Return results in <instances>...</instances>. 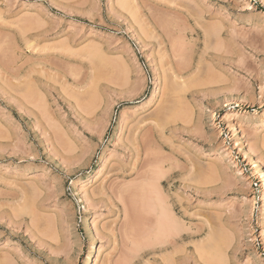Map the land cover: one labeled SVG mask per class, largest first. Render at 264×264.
Here are the masks:
<instances>
[{
	"label": "rangeland",
	"instance_id": "rangeland-1",
	"mask_svg": "<svg viewBox=\"0 0 264 264\" xmlns=\"http://www.w3.org/2000/svg\"><path fill=\"white\" fill-rule=\"evenodd\" d=\"M263 119L264 0H0V264H264Z\"/></svg>",
	"mask_w": 264,
	"mask_h": 264
},
{
	"label": "bare ground",
	"instance_id": "bare-ground-1",
	"mask_svg": "<svg viewBox=\"0 0 264 264\" xmlns=\"http://www.w3.org/2000/svg\"><path fill=\"white\" fill-rule=\"evenodd\" d=\"M122 1H123V0H122ZM127 1H128V0H127ZM124 3H125V2H124ZM126 3H128V2H126ZM126 3H125V4H126ZM128 6H129V5H128ZM171 84L173 85V83H171ZM172 87H173V86H172ZM161 112H162V111H161ZM163 112H164V111H163ZM164 114H165V113H164ZM162 115H163V114H162ZM160 118H161V116H160ZM263 120H264V119H263ZM262 124H264V123L262 122ZM249 151H250V150H249ZM257 160H258V159H256V161H255V165H254V166H257L258 168H260V169L262 170V173H261L262 175H260V176H262V184H263V187H261L262 189L260 190L259 201H260V202H263V204H262L261 207H262V211L264 212V167H261V166H262V165H261L262 162L260 163L259 160H258V161H257ZM254 166H253V167H254ZM263 166H264V165H263ZM254 168H255V167H254ZM260 179H261V178H260ZM260 181H261V180H260ZM262 184H261V185H262ZM156 201H157V200H156ZM164 201H165V200H164ZM164 201H162V202L159 201V202L162 203V204H161L162 206H164V204H165V203L163 204ZM155 204H156V202H155ZM159 205H160V204H159ZM165 205H166V204H165ZM260 205H261V204H260ZM155 206H156V205H155ZM167 206H168V205H167ZM160 209H161V211L159 210V213L161 212L160 214L164 217V221L162 220L163 218H161V219L158 220V222L160 223L161 221H163V223H164L165 220H166L165 225H166L167 230H165L166 228L163 229L165 226H163L162 222L160 223V225L162 226V228H161V226H160V227H159L160 229H159V228H157L158 226H156V229H159V231H160V230H161V231H162V230L167 231V235H169V232H171V235H172V234H173L172 231H175V230L177 229V227H178V228H183V226H182L183 224L181 223L182 220L179 221V222H180V225L182 224L181 226H180L179 224H176V223H175V222H177V220H176L175 218L172 217V216H173V213H172V216H171L172 218L170 219V214H171V212H170V214H168V212L170 211V209H169V210H165V209H164L165 211H168L167 213H166L165 211H163V212H165V214H164V213L162 214V208H161V206H160ZM159 213H158V214H159ZM166 214H167V216H165ZM161 215H160V217H161ZM174 216H175V215H174ZM158 217H159V216H158ZM160 217H159V218H160ZM175 217H176V216H175ZM157 219H158V218H157ZM172 219H175L176 221H175V220H172ZM179 220H180V219H179ZM166 223H167V224H166ZM157 225H158V224H157ZM184 228H186V227H184ZM177 230H178V229H177ZM182 230H183V229H182ZM182 230H181V231H182ZM161 231H160V232H161ZM164 231H163V232H164ZM168 231H169V232H168ZM178 231H180V230H178ZM178 231H175V233L173 234V236L177 235L176 233H177ZM184 231H186V230L184 229ZM154 232H155V230H154ZM154 232H153V234H154ZM155 234H156V233H155ZM157 234H158V237H159V232H158ZM178 234H179V233H178ZM167 235H166V232H165V234H164V233H163L162 235L160 234L161 238H162L163 236H164L163 238H165V236H166V238H165V239H163V238L161 239V238H160L161 240H159V241H162V240H163L162 242H166V240L168 241V240H169L168 237L171 236V235H169L168 237H167ZM154 237H155V236H154ZM154 237H153V238H154ZM158 237H156L157 240H155L156 238H154V239H152L153 241H151V240H150V241L153 242V243H154V242L157 243V242H158ZM172 238H173V237H172ZM148 239H149V238H148ZM148 239H147V240H148ZM150 239H151V238H150ZM154 240H155V241H154ZM170 240H171V239H170ZM170 240H169L168 242H170ZM150 241H148V242H150ZM143 242H144V243H143ZM162 242H160V243H162ZM174 242H175V241H174ZM94 243H95V242H94ZM140 243H141V244H142V243L145 244V241H141ZM140 243H139V244H140ZM160 243H159V244H160ZM171 243H173V240H172ZM198 243H199V241H198ZM215 243H217V242H215ZM148 244H149V243H148ZM157 244H158V243H157ZM162 244H163V243H162ZM173 244H174V243H173ZM196 244H197V243H196ZM205 244H206V243H205ZM94 245H95V244H94ZM94 245H93V246H94ZM146 245H147V244H146ZM200 245H201V247H204V244H203V243H201ZM200 245L197 244V247H199ZM202 245H203V246H202ZM207 245H208V244H207ZM93 246H92V247H93ZM205 246H206V245H205ZM174 247H175V246H174ZM206 247H207V246H206ZM213 247H214V246H213ZM213 247H212V249H213ZM217 247H219V246L217 245ZM97 248H98V247H97ZM175 248H176V247H175ZM199 248H200V247H199ZM199 248H198V249H199ZM214 248H216V247H214ZM210 249H211V248H210ZM210 249H209V250H210ZM174 250H176V249H174ZM174 250H173V251H174ZM177 250H178V249H177ZM209 250H208V251H209ZM214 250H215V249H214ZM91 251H92V250H91ZM212 251H213V250H212ZM215 251L218 252V250H215ZM96 252H97L96 247H93V252H91V253L87 256V258L85 259V262H84V263H85V264H95L94 260H95V253H96ZM174 252H175V251H174ZM210 252H211V251H210ZM172 253H173V252H172ZM173 254H174V253H173ZM214 254H215V253H214Z\"/></svg>",
	"mask_w": 264,
	"mask_h": 264
}]
</instances>
